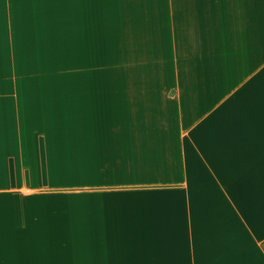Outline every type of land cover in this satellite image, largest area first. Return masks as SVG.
<instances>
[{
  "label": "crops",
  "instance_id": "crops-1",
  "mask_svg": "<svg viewBox=\"0 0 264 264\" xmlns=\"http://www.w3.org/2000/svg\"><path fill=\"white\" fill-rule=\"evenodd\" d=\"M163 1L119 84L90 79L75 184L42 129L89 10L0 0V264H264V0Z\"/></svg>",
  "mask_w": 264,
  "mask_h": 264
},
{
  "label": "rangeland",
  "instance_id": "rangeland-1",
  "mask_svg": "<svg viewBox=\"0 0 264 264\" xmlns=\"http://www.w3.org/2000/svg\"><path fill=\"white\" fill-rule=\"evenodd\" d=\"M164 4L167 3L163 0H58L59 29H64L66 26V21L61 18V13L64 14L67 5H69L72 13L74 9L80 11L84 5L89 10L90 19L88 29L84 31L81 28V23H78L79 26L75 24L72 34L73 44L69 50L68 60L65 58V45L59 43L58 61L53 62L51 68V88L56 92L54 99L56 108L53 109L52 113H47V120L50 123L44 124L42 129L43 136L51 141L52 169L72 168V181L75 184L81 180L79 175L81 171L80 127L83 116V100L84 98L87 99L89 89H95L92 93L96 92L98 84L97 81L91 82L90 79L96 78L98 75H107L108 81L99 82V84L103 86L106 84L107 89L110 90L119 84V81L114 80L115 77L119 75V78L120 75L129 73L130 62L132 63L146 53V42L130 45V41L123 37L125 31H129L131 16L137 11L139 23L143 22L145 20L144 13L148 6L150 9L155 8V5L160 8ZM171 4L176 8V1L171 2ZM78 16L79 22L81 20L80 14ZM139 36L141 35L139 34ZM62 49L63 53L60 52ZM155 56L157 57L156 54ZM136 65V63L135 66L131 65L134 77L141 73L136 71ZM140 66H143L142 72L145 75L151 68H147L146 64L138 65V71H140ZM44 73L42 77H44ZM130 75L131 73L124 75V77ZM120 92L116 96H119ZM121 94L124 96L123 92ZM67 126L70 129V140L73 143L75 153L73 163L71 161L68 164L66 153Z\"/></svg>",
  "mask_w": 264,
  "mask_h": 264
}]
</instances>
